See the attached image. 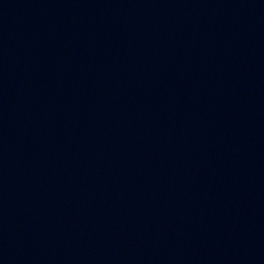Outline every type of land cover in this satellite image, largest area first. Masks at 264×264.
I'll return each mask as SVG.
<instances>
[{
	"label": "water",
	"instance_id": "95a60500",
	"mask_svg": "<svg viewBox=\"0 0 264 264\" xmlns=\"http://www.w3.org/2000/svg\"><path fill=\"white\" fill-rule=\"evenodd\" d=\"M0 264H264V0H0Z\"/></svg>",
	"mask_w": 264,
	"mask_h": 264
}]
</instances>
